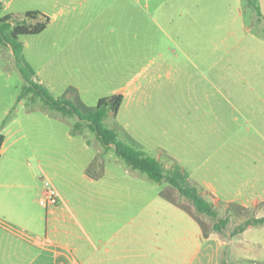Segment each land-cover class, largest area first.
Here are the masks:
<instances>
[{
  "label": "rangeland",
  "instance_id": "rangeland-1",
  "mask_svg": "<svg viewBox=\"0 0 264 264\" xmlns=\"http://www.w3.org/2000/svg\"><path fill=\"white\" fill-rule=\"evenodd\" d=\"M0 1V18L22 16L26 11L48 16L47 31L21 35L20 40L35 80L43 79L53 96H61L72 83L78 87L80 99L93 107L98 99L125 87L130 93L116 115L110 113L104 118L106 127L128 133L165 169L176 162L198 192L213 203L218 217L226 215L228 202L245 205L248 217L264 214V207L258 206L264 203V19L258 18L251 7L241 0H138L141 49L138 58L132 59L126 40H130L136 0H102L104 7L97 9L81 6L80 0ZM71 20L85 27L82 36L89 40L92 59L90 67L62 70L59 62L56 66L48 64L43 47L58 23ZM148 39L155 42L150 50L144 46ZM174 42L182 43L192 61L174 57L180 53ZM194 54L205 58L198 60ZM217 56L221 58L214 69L212 59ZM170 65H181L182 73L170 75ZM22 84L11 50L0 47V122L4 111L12 108L18 121L10 127H21L23 134L13 144L20 133L8 138L2 159L18 157L19 180L29 187L28 212L39 216L40 228L46 208L38 200L47 182L57 197L67 198L63 202L68 213L90 214L109 231L134 216V232H201L187 213L161 199L159 193L170 189L193 208L188 199L166 183L152 181L131 169L112 147L105 150L88 128L71 134L75 116L36 109L41 104L39 99L31 102L33 111L27 110L25 100L16 102ZM119 138L123 139L121 132ZM95 156L101 162L103 176L90 180L85 170ZM125 182L137 184L132 190L136 200L120 196V201H115L112 195V200L94 203L85 198L90 193L109 192L112 184ZM199 216L209 227L213 225L209 216ZM244 219L231 218L221 232L203 236L204 251L215 247L220 238L225 247L246 244L253 255L264 260V224L235 233ZM98 220L88 223L91 229H98ZM149 243L141 235V251L151 255Z\"/></svg>",
  "mask_w": 264,
  "mask_h": 264
},
{
  "label": "crops",
  "instance_id": "crops-1",
  "mask_svg": "<svg viewBox=\"0 0 264 264\" xmlns=\"http://www.w3.org/2000/svg\"><path fill=\"white\" fill-rule=\"evenodd\" d=\"M118 3L116 2L121 7ZM136 3L135 8L132 5L130 40H126L132 59L138 58L141 49L138 0ZM79 4L91 5V8L96 9L104 7L102 0H80ZM259 7L261 18L264 19V0H259ZM135 13L137 16L134 18ZM48 29L49 27L46 26L42 32ZM84 29L83 24L75 20L58 23L43 47L45 54L43 56L46 57L48 64L56 66L59 62L62 70L64 68L72 70L78 65L90 67L89 61L92 55L89 40L82 36ZM112 31L113 28L110 29V32ZM168 39L172 42L170 36ZM151 43L155 46V42L150 39L144 42V46L150 50L153 46ZM174 44L180 52L179 55L174 56L176 59L192 61L191 54L181 42ZM167 49L171 50L169 47ZM162 54V51L158 52L159 56ZM192 56L201 61L205 58L203 54ZM220 58L217 56V59H212L215 63L211 64V67L215 69L216 62H219ZM228 67L230 68L229 65L226 66ZM169 68L170 75L171 72L182 73L181 65H170ZM216 74L221 76L220 73ZM237 74L242 75V72ZM39 82L46 84L40 78ZM67 86H74L79 92L76 85L68 83ZM168 89V86H165V91L168 92ZM249 89H252L251 86ZM118 93L122 94L124 99L130 92L124 87L117 89L114 94ZM8 111H4L1 122ZM15 121H18L17 117H13L2 128L0 127L4 135L0 150V264H264V260L252 254L250 246L230 244L225 247V241H221L220 238L216 241L215 247L204 251V238L201 232H134V226L137 224L134 222V216H131L126 223H122L121 227L109 231L106 227L101 228V222L96 218L92 219L90 214L73 216L68 213L64 207V202H67L64 196L63 199L58 196L59 203L56 206H44L46 208L44 225L40 228L39 216L28 212L26 191L29 187L19 180L18 157L9 156L2 159L8 138L20 133L13 140V144L23 136L21 127L13 130L10 127ZM135 185L137 184L134 182L115 183L112 184L109 192L104 190L102 194L94 191L96 195L90 193L85 195V198L94 203H103L112 200L111 197L114 195L115 201H120V196L133 201L137 199L132 191L136 189ZM118 189H126L128 192L121 194L113 191ZM93 220L95 223L98 220L96 224L98 229H91L88 225ZM125 227L128 229L124 230ZM242 233L244 232L240 234ZM141 235L150 241L152 250H147L151 251V255L145 250L141 251ZM141 256L146 260L141 261Z\"/></svg>",
  "mask_w": 264,
  "mask_h": 264
},
{
  "label": "trees",
  "instance_id": "trees-1",
  "mask_svg": "<svg viewBox=\"0 0 264 264\" xmlns=\"http://www.w3.org/2000/svg\"><path fill=\"white\" fill-rule=\"evenodd\" d=\"M241 1L244 5L251 7L258 18L262 16L259 0ZM1 7L2 2L0 1V9ZM48 22V16L39 11H26L22 16L9 14L0 18V47H7L11 50L15 67L23 79L16 102L25 100L27 110L33 111L35 108L31 102L34 103L36 99H39L41 104L36 109L55 111L63 116H75L77 120L71 127V134L75 135L85 127L88 128L96 135L105 150L112 147L115 154L131 169L141 172L152 181L166 183L179 196L188 199L193 208L183 204L170 189L165 188L159 193L161 199L187 213L196 222L204 237L213 231L221 232L231 218L245 217L243 222L235 228V233L243 232L250 226L264 224V214L248 217V208L235 202L226 203V215L222 218L218 217L213 203L198 192L197 188L191 184L188 173L176 162L173 161L170 167L165 169L157 158L147 155L128 133L118 127H106L103 124L104 118L110 113L116 115L123 101L122 94L102 97L98 99L95 106L90 107L80 99L78 90L73 86L67 87L61 96L56 97L51 94L47 86L37 82L34 70L24 59L20 36L40 34ZM12 110L11 108L2 119L1 128L13 118ZM120 132L123 139L119 138ZM3 141L4 135L0 131V150ZM85 175L90 180H98L103 176L102 165L97 156L86 168ZM258 206L264 207V203ZM199 214L209 216L214 220L213 225L209 227Z\"/></svg>",
  "mask_w": 264,
  "mask_h": 264
},
{
  "label": "built area",
  "instance_id": "built-area-1",
  "mask_svg": "<svg viewBox=\"0 0 264 264\" xmlns=\"http://www.w3.org/2000/svg\"><path fill=\"white\" fill-rule=\"evenodd\" d=\"M45 188L43 190L42 198L39 199V204L42 206H56L59 203V199L55 191L48 187L47 182H45Z\"/></svg>",
  "mask_w": 264,
  "mask_h": 264
}]
</instances>
